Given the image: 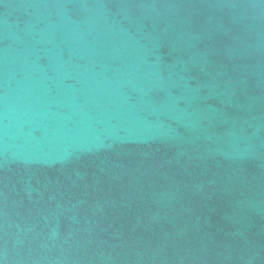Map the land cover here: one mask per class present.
I'll list each match as a JSON object with an SVG mask.
<instances>
[{
  "label": "water",
  "instance_id": "obj_1",
  "mask_svg": "<svg viewBox=\"0 0 264 264\" xmlns=\"http://www.w3.org/2000/svg\"><path fill=\"white\" fill-rule=\"evenodd\" d=\"M0 264H264V0H0Z\"/></svg>",
  "mask_w": 264,
  "mask_h": 264
}]
</instances>
